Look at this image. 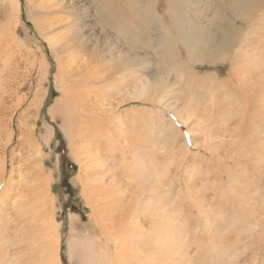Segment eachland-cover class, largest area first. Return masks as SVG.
I'll return each instance as SVG.
<instances>
[{
  "label": "rangeland",
  "instance_id": "rangeland-1",
  "mask_svg": "<svg viewBox=\"0 0 264 264\" xmlns=\"http://www.w3.org/2000/svg\"><path fill=\"white\" fill-rule=\"evenodd\" d=\"M50 1L19 0L20 11L9 12L10 9L6 8L5 2L0 0V96L5 90L0 97V106L2 105L0 125L4 124L0 126V180L4 179L0 183V196L3 188L7 187L9 190L5 193L7 204L2 205L0 211V264H43L52 257L50 246L52 239L49 238V233L43 237L42 232L48 214L44 218L40 204L43 202L42 197L37 204V198L33 194L37 189V178L42 179L47 176L51 181L47 189L50 201L46 208L48 213L51 209L53 220L57 222L61 264H109V261L110 264H264V0L260 3L255 0V7L259 5L260 8L255 10L256 15L252 18L254 25L246 18L230 17L229 20L221 21L215 18L217 12H234L235 5L230 0H178L175 16L170 8L174 4L172 0H100L99 10L90 0H75L73 2L75 11L79 6L81 9L86 5L87 16L79 25L86 23L88 26L83 30L84 39L78 41L75 37V40L68 42L60 38H66L69 34L71 38V35H74L73 30H65L66 28L59 24L58 20L44 31L39 32L37 29L36 22L44 20V24L39 27L42 28L47 24L46 21L53 20L54 16H64L61 13L59 15L50 13ZM103 9L111 22L101 19L99 14ZM31 14L34 17H31ZM155 21H162L170 26L168 30L172 40V50L162 53L152 48L146 50L148 53L144 57L148 62H135L138 64L132 67V76L154 78L158 69H164L159 63L166 60L176 62L175 66L178 67L183 63V66H186L185 71L191 67L188 71L190 75H194V81H197V87L194 88L200 95V104H194L198 106L199 115L196 118L191 117L188 123L196 132L194 131L191 138L188 130L191 127L184 121L186 116H182V120V117L178 118L173 111L163 110L161 119L156 121L159 126H155L150 132L157 135L145 134L146 139L160 137L159 127L165 121L175 126L176 131L172 132L174 134L166 136L171 137L166 138L167 143L164 138L156 139L158 142H163L154 143L156 145L153 149L149 148L147 156L145 153L136 155L132 153L135 157L138 155L136 157L138 160L143 161L145 169L149 168V171L146 170L144 173L146 180L142 178L146 183L138 184L127 179L131 169L121 167L123 163L119 157L118 147L111 151L108 149L110 147L99 141V152L96 155L93 153L94 161L85 154L87 157H84L83 163L85 165L93 163L92 167L95 165L97 169L92 168L95 172L92 170L91 174L94 176L91 175L89 179L84 180L83 185L87 186L90 183L91 186L93 185V189L91 187L89 190H94L95 204L104 208L108 204V210L104 211L98 227L92 220L90 207L81 197V186L76 178L78 162L73 159L70 151L68 126L61 116L52 119L49 112L59 103L61 109H65L63 106H68L72 107V112L76 111L74 108L82 90L79 87L80 83H77L85 70L81 68L76 73V59L79 60V64H84L90 57L101 56L104 59L101 64L106 63L105 65L108 66L107 63H111L116 67V56L129 59L134 55L127 56L122 51H126L127 48L129 50L134 39L140 42L141 36L146 35L144 31L146 25L150 24L155 29L153 37L159 35L157 32L160 28ZM226 23L229 27H232L229 23L234 25L228 33L232 47L230 57L222 63H218V57L205 62L192 61L196 57L192 52L190 53L192 55L189 54L191 49L189 44H186L188 42L185 39L188 38L186 31L195 30L194 35L204 39L205 41L201 43L205 44L206 41L219 36L222 30L217 27L221 24H225L226 27L228 26ZM113 24L120 26L121 33L116 36H121L123 39L110 37L109 40L115 43V48L112 49L109 47L110 41L108 43L105 40L107 32L104 26L112 27ZM176 25H181V29L184 30L179 33V27ZM124 27L128 28L130 35L128 38L132 39V44L125 41ZM214 28L217 30H213ZM134 32H136L135 38ZM213 32H216L217 36ZM1 33L4 35L2 36ZM257 38L263 41L261 48H257ZM74 43L76 46H71L67 51L64 49L66 46L64 48L62 46ZM72 47L76 48V52ZM143 48L144 46L137 49L143 51ZM84 51L92 52L87 56ZM80 57L87 58L84 60ZM237 58L241 59L237 60ZM69 59L73 61L71 68L74 69H72L74 73L71 72V75L65 78L64 74L70 70L66 67ZM134 59L137 58L133 56L131 60L135 61ZM243 61L246 64H243ZM2 65L6 67L3 68ZM233 67L238 69L233 71ZM101 68L102 71L105 70L104 67ZM237 71H241L240 77L235 74L238 73ZM174 74V71L169 72V77ZM17 77L19 78L16 79ZM3 84H6V87ZM1 87L5 89L1 91ZM164 91H168L169 104L173 101L174 103L179 101L180 104L184 98L185 88L167 81L164 84ZM211 93H215L216 97ZM8 94L9 96L12 94V97ZM212 98H215V101H210ZM101 100H98V103H102L104 107L116 104L114 112H110L105 117L113 121L115 132L119 128L118 117L124 115V108H143L140 104H145L129 102L124 106L111 99L101 98ZM104 101H106L105 105ZM146 104L149 108L160 109L153 110V114L161 111L160 106H154L152 102ZM49 127L53 131L51 136L47 137V141L44 137ZM207 131L210 133L208 134ZM78 132L81 133L80 128ZM103 132L102 130L101 134ZM258 139L262 141V145H256ZM78 140L76 142L83 144L84 141L80 138ZM250 140L253 141L251 149L247 144ZM164 141V148L160 150L158 145L164 144ZM37 147L40 150L39 154L36 152ZM92 148L93 146L90 148L93 152L94 148ZM211 149L213 152L210 151ZM129 162L130 160L125 161L124 164L127 165ZM158 172L163 173L162 181L154 186ZM112 181L116 182V186L127 188L124 194L122 193L123 200L118 199L120 194L117 192L109 199L105 196V192H100L102 189L98 185L112 184ZM143 184L146 185L144 191L136 198V191ZM71 215L76 217L73 223L70 220ZM122 216L125 218L124 223L121 220ZM166 222H171L173 225L168 227ZM141 225H144L152 236L155 235L151 236L153 242L145 248L143 237L134 235L140 230ZM119 237L121 238L118 239ZM124 237L128 238L124 240ZM136 238L140 239L139 243ZM158 242L162 249L155 248ZM129 247L130 251L127 250ZM148 248H151L150 252H147ZM115 251L118 252L116 257ZM98 257L101 260H98ZM113 258L117 259L112 260Z\"/></svg>",
  "mask_w": 264,
  "mask_h": 264
},
{
  "label": "bare ground",
  "instance_id": "bare-ground-1",
  "mask_svg": "<svg viewBox=\"0 0 264 264\" xmlns=\"http://www.w3.org/2000/svg\"><path fill=\"white\" fill-rule=\"evenodd\" d=\"M5 2V5H6V8H8L9 12L12 10V11H16V12H19L20 11V3H19V0H3ZM27 1H35V0H27ZM75 0H55L53 2V0L50 1V8H49V11L50 13L52 14H57L59 15L60 13L63 14L64 16L61 17V16H58V17H53V20H47V24L44 25L42 28H39L41 27L43 24H44V20L43 21H39V22H36V24L38 25L37 29L39 32L41 31H44L46 28H50L51 25H53V22L55 20H58L59 21V24H61L62 26H64L66 29L65 30H70L72 29L73 30V33L74 35H71V38H70V34L66 37V38H60V40H63L65 42H68L69 40H75V37L76 39H78V41L81 39H84L85 37V34H84V29L88 26V24L86 23H83V25H79L80 22H82V19L84 17L87 16V7L86 5L82 6L81 9H80V6H79V9L77 8L76 11H75V6L73 4ZM174 2V4L172 5L173 7H170L172 12H173V16L176 15L177 13V5H178V0H172ZM234 5H235V9H234V12H217L215 14V18L218 19V21H221V20H229L230 17H240L241 19H244L246 18L247 20H251V23L252 25H254L255 23L252 22V18L256 15V11L255 10H258L260 8V6H256L255 7V3L256 1L255 0H250V1H247V0H230ZM91 4L99 10L100 8V0H90ZM258 2L260 3L261 0H258ZM223 3V2H222ZM226 3V2H225ZM93 6V7H94ZM220 6V5H219ZM224 6V4H223ZM244 6H246L244 8ZM175 7V8H174ZM222 7V6H221ZM217 8H220V7H217ZM231 15L228 17V15ZM100 17L102 20H108V23L111 22L107 16V14L104 12V9H103V12H101L100 14ZM31 17H34L32 14L30 15ZM17 16H14V18H16ZM64 20V21H63ZM61 21H63V23H60ZM101 21V20H100ZM235 21V20H234ZM107 22V21H106ZM212 22V21H211ZM156 25L159 26L158 29L159 31L157 32L159 35L153 37L152 34L154 32V28L153 26H150L149 25H146L144 27V31L146 33V35H142L141 38H140V42H136V40L134 39L133 40V45L132 47H130V49L128 50V48L126 49V51H122L124 55H127V56H130L132 54H134V58L136 57L137 61H133L131 60L132 57H130L129 59H126L122 56H116L115 58L116 59V67L113 66L110 62V64L107 63L108 66H106L105 64H101V62H103V57L100 56L97 57H90L89 60L85 61L84 64H79L78 61L75 60V70H76V73L78 71V69H81V68H85L84 72L81 73V76H80V80H78L79 82L77 84H79V87L78 89L81 90V96L79 97V100L77 101V105H75V108L74 112L71 111V108L66 106L63 108H67L66 110L65 109H61L60 107V103L57 105V107H55L54 109H52L49 114L51 115V118L52 119H55L56 116H61L62 120L64 122H66L67 126H68V133H69V137H70V141L71 143L70 144V151L72 153V156H73V159H75L77 162H78V170H77V182L80 184L81 186V197L83 198V200L85 201V203L87 204V206L90 207L91 209V217H92V220L94 221V224L97 225L99 227V224L101 222V217H103V213L105 210H108V204L106 205V207L104 208L103 206H98V204H95L96 203V197L94 196V190H89L91 187L93 189V185L91 186V183L88 184L86 186L83 185L84 183V180H86L87 178L89 179L91 175V173L95 172L92 168H96L95 165L92 167L93 163H90L89 165H85L83 163V160L85 159L84 157H89L91 160L93 158V153H96L98 154L99 152V148H100V145H99V141L101 142H104V145L106 147H110L108 148L109 150L113 151L114 149H116L117 147L120 148V153H119V157L120 159L122 160V163L123 165H121V167H124L125 169H131V172L129 173V178L127 179H131L132 182H138L139 183H146V174L145 171L148 170L149 171V168L147 167V169H145V165L143 163L142 160H138V155L135 157L134 154L136 155L137 153H145L146 156H147V153L149 152V148L153 149V147L156 145H154V143H157L158 141V138H164L165 141L167 140L166 138H171V137H166V136H171V133L173 131H176L175 129V126L168 122V121H165V122H162L161 123V126L159 127V134L158 136L160 137H154V138H151L149 139H146V135L145 134H150V132L152 130L155 129V126H157L156 124V121L160 120L161 119V116L163 114V110H170V111H173L177 116L178 118H181L182 116H186L185 117V122L188 123V120L191 118V117H197L199 115V113L197 112V109H198V106H195L194 104H200L199 102V98H200V95L197 94V89H195L197 87V81H194V75L193 74H189V69L191 67H188V69L185 71V67L186 66H183V63L182 66L181 64L180 67H178L177 65L175 66L176 62H171L170 60H166V61H163V62H160V66L164 69H169L168 71H165L164 69H161V70H157V73L155 74L154 78L152 76V78H149V76H139V75H133V72H132V67L133 66H136V64L138 63H147L148 60L145 59L146 57V54L148 53L147 51H149L148 49H153L154 51H157V52H164V51H167V52H171L172 50V40L170 39L169 37V28L170 26L164 24L162 21H155ZM173 23V22H172ZM183 23V22H181ZM221 23V22H220ZM111 24V23H110ZM188 24V23H187ZM190 24V23H189ZM218 23H216V26H217ZM230 25H232V27H229L228 23H226V26L225 27V24H221V26L219 25L217 28H220L222 30V32L219 34V36H217V33L216 32H213L214 35L216 34L217 37L213 38V39H210L208 41H206L205 44L201 43V41H203L204 39H200V37H197L196 35H194L195 33V30L193 29H188V31H186L187 33V37L188 38H185L187 39V43L186 44H189V54L192 52L193 56L196 57V58H193L192 61L194 62H205L206 60H212L213 58L215 57H218L219 59V62L218 63H222L224 61H226V59H228L230 56L229 54H231V51L230 49L232 48L230 46V43H229V31H230V28H234V25L229 23ZM155 25V27H156ZM241 26V25H240ZM106 27V28H105ZM176 27H179L178 28V32L180 33L181 31H183L184 29H181V25H176ZM104 28L106 29V38L105 40L109 43V39L110 37L112 38H119L121 36H116V35H119V33H121L120 31V26L119 25H116L114 26V24L112 25V27H107V26H104ZM240 28V27H239ZM130 30L132 28H129ZM4 30V29H3ZM173 30V28H172ZM215 30V28L213 29ZM217 30V29H216ZM215 30V31H216ZM137 31V30H136ZM140 33L141 31L138 30ZM15 33V32H14ZM177 33V32H176ZM212 33V34H213ZM47 34V33H46ZM103 34V33H102ZM123 34H124V37H125V41L126 43L128 42H131L132 39H129L128 37H130L129 35V32H128V28L127 27H124V30H123ZM1 35L3 36L4 34L1 33ZM135 35H136V32H134V38H135ZM172 36V34H171ZM206 36V35H205ZM213 36V35H212ZM140 37V36H139ZM123 39V37H121ZM172 38V37H171ZM177 38V37H176ZM251 39V38H250ZM256 39V38H255ZM260 38H257V42H260V43H257L256 41V44H257V48L261 46V42L263 41H259ZM205 41V40H204ZM51 42V40H50ZM23 44V43H22ZM132 44V42L130 43ZM255 44V46H256ZM143 51L140 49H137L138 47L141 48L143 47ZM63 48L66 46V48H64L66 51L69 50V48L71 46H76V44H68V45H62ZM192 46V47H191ZM244 46V45H243ZM95 47V46H94ZM103 47V46H102ZM112 49L115 48V43L111 42L110 41V46ZM250 47V46H249ZM74 52H76V48L75 47H72ZM256 48V49H257ZM261 48V47H260ZM135 49V50H134ZM79 50V49H78ZM88 50V49H87ZM91 50V49H90ZM147 50V51H146ZM137 51L140 53H137ZM257 51V50H255ZM254 51V52H255ZM262 51V50H261ZM260 51V52H261ZM34 52V51H33ZM78 52V51H77ZM92 51H89V52H85L84 51V54L87 56H89L91 54ZM236 52V51H235ZM252 52V53H254ZM72 53V52H71ZM158 53V54H160ZM250 53V54H252ZM130 54V55H128ZM135 54H138V55H135ZM157 54V55H158ZM167 54V53H166ZM190 54V55H192ZM234 54V53H233ZM262 54V53H261ZM36 55V54H35ZM73 55V54H72ZM156 55V57H157ZM163 55V54H162ZM254 55V54H253ZM253 55H250V56H253ZM75 56V55H73ZM77 57V56H76ZM83 57V56H82ZM80 57V58H82ZM85 57V56H84ZM107 57V56H106ZM200 57V58H199ZM1 58V57H0ZM87 58V57H86ZM85 58V59H86ZM105 58V56H104ZM114 58V59H115ZM245 58V57H243ZM249 58V57H248ZM253 58H257V57H253ZM84 59V58H82ZM84 59V60H85ZM101 59V61H100ZM241 58H237V60H240ZM83 60V61H84ZM161 60V59H159ZM83 61H81L83 63ZM162 61V60H161ZM259 61V60H258ZM257 61V63L259 64V62ZM68 62V66L66 65L67 68H70V70L67 71V74H64V77L65 78H68L69 75H71V72L73 68V66H71V64L73 63L72 60L69 59ZM107 62V61H105ZM135 62H138V63H135ZM256 63V64H257ZM67 64V63H66ZM158 64V65H159ZM236 64V63H235ZM243 64H246L244 63L243 61ZM261 64V63H260ZM140 65V64H139ZM146 65V64H145ZM225 65V64H224ZM233 65H234V62H233ZM232 65V66H233ZM238 65V64H236ZM4 66V65H2ZM189 66V65H188ZM259 66V65H258ZM6 66H4L3 68H5ZM62 67V66H61ZM101 67H104L105 70L102 71V68ZM144 67V66H143ZM158 67V66H157ZM171 67H173L171 69ZM178 67V68H177ZM260 67V66H259ZM160 68V67H159ZM233 71H236L238 68H235L233 67ZM241 69V68H240ZM245 69V68H244ZM243 69V70H244ZM3 71V69H1ZM74 70V69H73ZM173 72L174 71V76H171L173 77V79L171 80V77H169V72ZM1 72V71H0ZM107 72H109L107 74ZM168 74H167V73ZM238 73H235L236 75H238L240 77V72L237 71ZM74 73V72H73ZM80 73V72H79ZM135 73V72H134ZM164 73V74H163ZM167 75H166V74ZM17 74V73H16ZM11 74H9L10 76ZM78 75V74H76ZM245 75V74H244ZM1 76V75H0ZM12 76V75H11ZM63 76V75H62ZM242 76V75H241ZM166 77V79H165ZM235 77V76H234ZM7 78V77H6ZM19 77H17L16 79H18ZM162 78V79H161ZM236 79V78H235ZM239 81L241 82V79L238 78ZM61 80V79H60ZM63 80V79H62ZM66 80V79H65ZM73 80V79H72ZM16 81V80H15ZM69 81V80H68ZM168 82H171L172 85L175 83V84H179L182 88L184 86L185 88V91H183V94H184V98L182 101H180L181 103L178 104L179 101H174L172 103L169 104V96H168V91H164V84H166ZM238 81V80H237ZM238 81V82H239ZM8 82V81H7ZM77 82V81H75ZM263 82V81H262ZM9 84V82H8ZM18 84V83H17ZM4 85V84H3ZM6 85V84H5ZM4 85V86H5ZM258 85V84H257ZM263 85V84H262ZM77 86V85H76ZM6 87V86H5ZM195 87V88H194ZM262 87V86H261ZM66 88V87H65ZM68 88V87H67ZM74 88V87H73ZM77 88V87H76ZM222 88V86H221ZM254 88V87H253ZM258 88V87H257ZM5 89L4 87L2 88L1 87V91ZM12 89V88H11ZM227 89V88H226ZM256 89V88H255ZM16 90V89H15ZM254 90V89H253ZM258 90V89H257ZM262 90V88L260 89ZM5 91V90H4ZM4 91L3 94H4ZM75 91V90H74ZM224 91V90H223ZM1 92V93H2ZM65 92V91H63ZM70 92V91H69ZM9 93V92H8ZM78 93V92H77ZM80 93V91H79ZM216 93V92H215ZM214 93V94H215ZM231 93V92H230ZM261 93V92H260ZM2 94V95H3ZM213 93H211V95L214 96ZM256 94V93H255ZM1 95V96H2ZM12 95V94H11ZM8 96L9 97H12V96ZM66 94H64L65 96ZM68 95V94H67ZM75 95V94H74ZM216 95V94H215ZM261 95V94H260ZM0 96V97H1ZM7 96V98H8ZM16 96V95H15ZM77 96V95H75ZM218 96V95H217ZM254 96V94H253ZM71 97V96H70ZM216 97V96H214ZM257 97H260L259 95H257ZM74 98V97H73ZM72 98V99H73ZM101 98H104V99H111V100H114L115 102H117L119 105H124L126 103H145V104H140V106H143L142 107H132V108H124L123 111H124V115H121L118 117V122H119V128L118 130H116L115 132V129L114 126L112 125L113 121L111 120H108V119H105V117L108 116V114L110 112H114V109L116 108L115 105L113 106L112 104L110 105L109 104V107L107 105V107H104L102 103H98V100L99 101H102ZM255 99V98H254ZM259 99V98H258ZM215 101V98H212L210 101ZM73 101V100H72ZM109 101V100H108ZM1 102V100H0ZM5 102V101H4ZM17 102V101H16ZM74 102V101H73ZM146 102H152L155 105H157L159 108H161V111H158L161 112V113H156V114H153V110H160L158 108H154L152 109L153 107H148L146 106ZM156 102V104L154 103ZM257 102V101H256ZM69 103V102H68ZM72 103V102H71ZM20 103L18 102V105ZM65 104V103H64ZM106 104V101H104V105ZM108 104V103H107ZM117 104V105H118ZM63 105V104H62ZM67 105V104H66ZM2 106V105H1ZM0 106V108H1ZM5 106V105H4ZM15 106V104H14ZM138 106V105H136ZM231 106V105H230ZM3 108V107H2ZM10 108V107H9ZM207 108V107H206ZM120 109V108H119ZM201 109V108H200ZM217 109V108H216ZM220 109V108H219ZM1 110V109H0ZM5 110V109H4ZM2 111V110H1ZM0 111V112H1ZM26 111V110H25ZM5 112V111H4ZM203 112V111H202ZM167 113V112H166ZM208 113V112H206ZM205 113V114H206ZM3 114V113H2ZM114 115V114H113ZM119 115V114H118ZM204 115V114H203ZM3 116V115H2ZM202 117V116H201ZM220 117V116H219ZM220 120V118H218ZM182 120H183V117H182ZM206 120V119H205ZM117 121V120H116ZM116 121H115V124H116ZM224 121V120H223ZM1 119H0V124H1ZM158 123V122H157ZM185 123V125H186ZM218 123V122H217ZM114 124V125H115ZM184 124V123H183ZM4 125V124H3ZM3 125H0V126H3ZM118 125V124H117ZM188 125L191 127L189 130V132L191 133L190 136L192 138V136L194 135V131L196 132V130L193 128V126H191V124L188 123ZM65 126V125H64ZM159 126V125H158ZM157 126V127H158ZM212 127V126H211ZM80 128L81 130V133H77L78 129ZM208 129V128H207ZM104 131L102 134H101V131ZM52 131L51 128H47V134L46 136L44 137L45 140H47L52 134ZM66 132V133H67ZM3 133V132H2ZM65 133V134H66ZM86 133V134H85ZM123 133V134H122ZM177 134V132H175ZM207 133L209 134L210 131H207ZM64 134V135H65ZM174 134V133H172ZM154 135H157V134H150V136H154ZM164 135V136H163ZM216 135V134H214ZM84 141L83 144L80 142H76V141H79L78 137ZM48 137V138H47ZM69 139V138H68ZM157 139V140H156ZM248 139V138H247ZM171 140V139H170ZM192 140V139H191ZM211 140V139H210ZM48 141V140H47ZM165 141H164V144L162 145H158L159 149L162 150L164 148V145H165ZM258 144L262 145V141L258 139ZM159 142H163V141H159ZM158 142V143H159ZM169 142V141H168ZM172 142V141H171ZM255 142V141H254ZM167 143V141H166ZM173 143V142H172ZM256 143V142H255ZM102 144V143H101ZM248 147L249 149H251L252 147V144H253V141L250 140L248 143ZM205 145H207L205 143ZM37 145H35L36 147ZM93 146V152L92 150L90 149L91 147ZM103 146V147H105ZM121 146V147H120ZM200 146V145H199ZM233 146V145H232ZM231 146V148H232ZM105 147V148H106ZM184 147V146H183ZM230 147V146H229ZM255 147V146H254ZM257 147V146H256ZM185 148V147H184ZM183 148V149H184ZM205 148V147H204ZM262 148V147H261ZM107 149V151H108ZM156 149V148H155ZM36 150V149H34ZM118 150V149H117ZM157 150V149H156ZM155 150V151H156ZM205 150V149H204ZM203 150V151H204ZM259 150V149H258ZM102 151V149H101ZM119 151V150H118ZM117 151V152H118ZM209 151V150H208ZM207 151V152H208ZM212 151V149L210 150ZM212 154V152H210ZM37 154L40 153V150H39V147H37V150H36ZM184 152V151H183ZM187 152V151H186ZM134 153V154H132ZM151 153V152H150ZM87 154V156L85 155ZM132 154V155H130ZM100 155V154H99ZM108 155H110L108 153ZM112 155V154H111ZM110 155V156H111ZM130 155V156H128ZM213 155V154H212ZM171 156V155H169ZM115 157V156H114ZM128 157V158H127ZM176 157V156H175ZM213 157V156H212ZM1 158V157H0ZM24 158V157H23ZM22 158V159H23ZM127 158V159H126ZM95 159V158H93ZM115 160V158H113ZM142 159V157H141ZM25 160V159H24ZM27 160V159H26ZM37 160V159H36ZM35 160V161H36ZM128 160H130L129 163H127V165H125V161L127 162ZM90 161V160H89ZM94 161V160H92ZM38 162V161H37ZM39 162H41L39 160ZM1 163V161H0ZM4 164V163H3ZM25 164V163H24ZM23 164V165H24ZM30 164V163H29ZM105 164V163H104ZM113 164V163H112ZM42 165V164H41ZM116 165H114L115 167ZM157 166V165H156ZM2 167V166H1ZM17 167V166H16ZM18 167H20L18 165ZM171 167V166H170ZM4 168V166L2 167ZM34 168V167H33ZM120 168V167H119ZM5 169V168H4ZM18 169V168H17ZM97 169V168H96ZM122 169V168H121ZM19 170V169H18ZM93 170V172H92ZM116 170V169H115ZM123 170V169H122ZM157 170V169H156ZM36 171V170H35ZM42 171V170H41ZM99 171V169H98ZM170 171V170H169ZM198 171V170H197ZM15 171H13L14 173ZM39 172V171H38ZM37 172V173H38ZM112 172V170H111ZM116 172V171H115ZM162 172V171H161ZM108 173V172H106ZM114 173V172H113ZM151 173V172H150ZM153 173V172H152ZM198 173V172H197ZM12 174V172H11ZM24 175V173H22ZM36 174V173H35ZM40 174V172H39ZM109 175V174H108ZM157 175V176H156ZM155 176V181L156 183H154V186L158 183V182H161L162 181V175L163 173L161 174L160 172H158V174H156ZM21 176V175H20ZM94 176V175H93ZM100 176V175H99ZM104 176V174H103ZM106 176V175H105ZM128 176V174H127ZM154 176V175H153ZM10 178V177H9ZM142 178H145V180H143ZM36 179V178H35ZM100 179H101V176H100ZM149 179V177H148ZM151 179V177H150ZM13 180V179H12ZM22 180V179H21ZM4 181L3 180H0V183ZM20 181V180H19ZM50 177L47 176V177H44V178H40L38 177L37 178V185H36V190L34 191V195L36 196L37 198V204L40 203V198L42 197V200L43 202L40 203L41 204V211L44 215V218H45V215L48 214V218H46V223L45 225L42 227V232H43V237H45V235L47 233L50 234V237L52 240H50V242H52L50 244L51 246V250H52V257L48 258L43 264H61L60 263V255H59V236H58V226L56 225L57 222H55L53 220V214L51 213V209L49 210V213L47 212L48 209L46 207H48V202L50 201L49 200V197L48 195L49 192L47 191L48 189V186L50 184ZM114 181V180H113ZM112 181V182H113ZM154 181V182H155ZM8 182V181H7ZM22 182V181H21ZM33 182V180H32ZM102 182V181H101ZM151 182V181H150ZM116 182H113L112 184H107V185H98V186H101L100 188L102 189V191L100 190V192H105L103 194H105V196L109 198H112L113 195L117 193L120 194V198L118 199H122L123 200V197H122V193L124 194L125 190H127V188H124L123 186L121 185H118L116 186L115 185ZM149 183V182H148ZM18 184V183H17ZM99 184V183H98ZM159 184V183H158ZM19 185V184H18ZM131 185V184H129ZM135 185V184H134ZM5 185H3L4 187ZM23 186V185H22ZM21 186V187H22ZM146 186V185H145ZM144 184L142 186H140V189L138 191H136V198L140 197L141 195V192L144 191ZM34 187V186H33ZM94 187H97L94 185ZM150 187V185H149ZM114 188V189H113ZM4 190L1 192V196H0V211L2 209V205L4 204H7L5 201V197L7 195H5V193H7L9 190L7 189V187L3 188ZM34 189V188H33ZM8 190V191H7ZM17 191V190H15ZM11 192V190H10ZM146 192V191H145ZM144 192V193H145ZM18 193V192H16ZM15 193V194H16ZM20 193V192H19ZM22 193V192H21ZM14 194V193H12ZM20 196V195H19ZM43 196H46L45 198ZM119 196V195H118ZM124 196V195H123ZM151 198V197H150ZM45 199V200H44ZM140 200V199H139ZM10 203V202H9ZM138 203V202H137ZM136 203V204H137ZM8 209V208H7ZM109 209H110V206H109ZM113 210V209H112ZM110 210V211H112ZM108 212V211H107ZM109 213V212H108ZM50 214V215H49ZM263 214V213H262ZM109 215V214H108ZM111 215V214H110ZM113 216V215H111ZM128 216V215H127ZM114 217V216H113ZM109 218V217H108ZM129 218V217H128ZM76 219L75 215H71V222L73 223L74 220ZM91 219V218H90ZM111 219V218H110ZM158 219V218H157ZM103 220V219H102ZM121 220L122 222L124 223L125 221V218L124 216L121 217ZM254 220V219H253ZM113 221V220H111ZM132 221V220H131ZM130 221V222H131ZM163 221V220H162ZM133 222V221H132ZM71 223V224H72ZM120 224V223H119ZM133 224V223H132ZM131 224V225H132ZM167 226L170 227L171 225H173L171 222H166ZM251 224V223H250ZM104 225V224H103ZM126 225V223H125ZM130 225V227H131ZM253 225H255L253 223ZM260 225V224H259ZM117 226V225H116ZM123 226V225H122ZM258 226V225H257ZM262 226V225H260ZM110 227V226H109ZM129 227V228H130ZM163 227V226H162ZM253 227V226H252ZM118 228V227H117ZM259 228V227H258ZM71 230V228H70ZM257 230V228H256ZM261 230V229H260ZM111 231V230H110ZM119 231V230H118ZM126 231V230H125ZM129 231V230H128ZM45 232V233H44ZM112 232V231H111ZM117 232V231H116ZM122 232V231H120ZM251 232V230L249 231ZM118 233V232H117ZM162 233V232H161ZM114 234V233H113ZM120 234V233H119ZM257 234V233H256ZM106 235V234H105ZM112 235V233H111ZM130 235V234H129ZM134 235H140L143 237V245H144V248L146 245H148L149 243H152V239H151V233L146 231V228L144 227V225H141L140 226V230L139 231H136V233ZM160 235V234H159ZM120 236V235H118ZM133 236V235H132ZM138 236V237H140ZM155 236V235H154ZM152 236V237H154ZM107 237V236H106ZM105 237V238H106ZM113 237V236H112ZM104 238V237H103ZM104 238V239H105ZM108 238V237H107ZM106 238V239H107ZM115 238V237H114ZM121 237H119L118 239H120ZM125 238H128V237H124V240ZM160 238V237H159ZM103 239V240H104ZM116 239V238H115ZM138 238H136V241H138L137 243H139L140 239L137 240ZM157 239V238H156ZM169 239V238H167ZM72 240V238H71ZM70 240V241H71ZM74 240V239H73ZM128 240V239H127ZM166 240V239H165ZM75 241V240H74ZM116 241V240H115ZM172 241V240H171ZM45 242H47V239H45ZM72 242V241H71ZM167 242V241H166ZM174 242H176L174 240ZM76 243V241L74 242ZM79 243V242H78ZM109 243V242H108ZM123 243V242H122ZM127 243V241H126ZM130 243V242H129ZM47 244V243H46ZM49 244V243H48ZM47 244V245H48ZM68 244H69V241H68ZM125 244V243H123ZM122 244V250L124 249V245ZM159 244V242L157 243V245ZM164 244V243H163ZM168 244V243H166ZM74 245V244H73ZM107 245V244H106ZM169 245V244H168ZM84 246V245H83ZM133 246V245H132ZM131 246V247H132ZM170 246V245H169ZM172 246V244H171ZM170 246V247H171ZM68 247L70 248V244L68 245ZM106 247V246H105ZM108 247V246H107ZM69 248H68V252H69ZM73 248V247H72ZM118 248V251L120 250L119 246L117 247ZM157 250L158 249H162V247L160 245H158L157 247H155ZM129 249V250H128ZM155 249V250H156ZM166 249H168L166 247ZM75 250V249H74ZM109 250V249H108ZM128 251H130V247L127 248ZM134 250V249H133ZM137 250V248H135V251ZM147 252H150L151 248H148L146 249ZM156 250V251H157ZM122 252V251H120ZM133 252V251H132ZM158 252V251H157ZM75 253V252H74ZM117 251H115V257L117 256ZM71 254V252H70ZM106 254V253H105ZM133 254V253H132ZM100 255V254H99ZM104 255V254H102ZM156 255V254H155ZM175 255V254H174ZM71 256V255H70ZM110 256V255H108ZM113 256V255H112ZM124 256V255H122ZM73 257V256H72ZM107 257V256H106ZM110 258V257H109ZM101 260V258L98 257V260ZM114 259H117V258H113L112 260ZM84 260V259H83ZM91 260V258H90ZM97 260V259H96ZM105 260V259H104ZM123 260V259H122ZM93 261V260H92ZM90 261V262H92ZM107 261V260H106ZM124 261V260H123ZM6 262V261H5ZM88 262V261H87ZM89 262V263H90ZM99 262V261H98ZM111 261H109V264H110ZM115 262V261H114ZM10 263V262H9ZM95 263V262H93ZM101 263V262H100ZM108 263V262H107Z\"/></svg>",
  "mask_w": 264,
  "mask_h": 264
}]
</instances>
